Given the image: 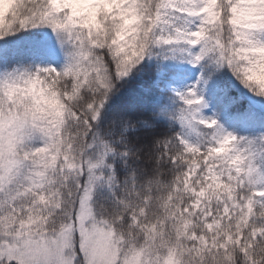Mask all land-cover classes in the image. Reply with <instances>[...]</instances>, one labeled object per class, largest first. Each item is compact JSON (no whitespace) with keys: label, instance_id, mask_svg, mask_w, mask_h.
I'll list each match as a JSON object with an SVG mask.
<instances>
[{"label":"snow or ice","instance_id":"6c2138e0","mask_svg":"<svg viewBox=\"0 0 264 264\" xmlns=\"http://www.w3.org/2000/svg\"><path fill=\"white\" fill-rule=\"evenodd\" d=\"M0 264H264V0H0Z\"/></svg>","mask_w":264,"mask_h":264}]
</instances>
